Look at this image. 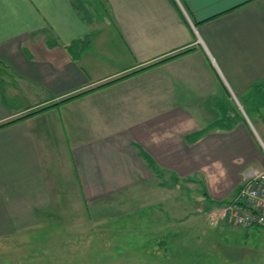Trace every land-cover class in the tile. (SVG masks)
I'll return each instance as SVG.
<instances>
[{
	"label": "crops",
	"instance_id": "0c3cea01",
	"mask_svg": "<svg viewBox=\"0 0 264 264\" xmlns=\"http://www.w3.org/2000/svg\"><path fill=\"white\" fill-rule=\"evenodd\" d=\"M258 83L264 0H0V243L91 229L128 199L158 244L232 199L264 159L215 109Z\"/></svg>",
	"mask_w": 264,
	"mask_h": 264
},
{
	"label": "rangeland",
	"instance_id": "374dc122",
	"mask_svg": "<svg viewBox=\"0 0 264 264\" xmlns=\"http://www.w3.org/2000/svg\"><path fill=\"white\" fill-rule=\"evenodd\" d=\"M101 14V9L93 13L97 17ZM221 99L223 107L215 109L214 117L220 115V122L230 120L236 123V131L241 123H246L252 131L253 148L256 145L264 159V86L238 96L223 91ZM254 170L245 172L240 186ZM202 188L205 185L197 183L189 189L186 186L177 189L181 198L175 208L178 215L174 218L184 217L185 214L181 216L180 212L187 206L190 214L196 210L197 203L192 198ZM188 192L191 198L186 195ZM234 199L213 204L190 219H173L171 233V227L167 232H158L167 235L164 238L158 236V244L154 234L150 233L155 232L152 229L154 222L149 217L142 220L136 213L139 212L138 205L125 199L122 207L116 205L119 207L117 213L113 210L102 220L95 218L91 229L71 231L63 223L54 236L32 235L23 237V240L22 237H13L2 241L0 264H264V226L245 228L228 219H219L214 212ZM166 200L169 203L170 196L165 197ZM165 201L160 204L159 199L158 207L163 208ZM120 207L128 209L122 211ZM143 222L144 230L140 227Z\"/></svg>",
	"mask_w": 264,
	"mask_h": 264
},
{
	"label": "built area",
	"instance_id": "2783aa9c",
	"mask_svg": "<svg viewBox=\"0 0 264 264\" xmlns=\"http://www.w3.org/2000/svg\"><path fill=\"white\" fill-rule=\"evenodd\" d=\"M221 220L249 228L264 226V173L254 170L240 186L235 199L214 211Z\"/></svg>",
	"mask_w": 264,
	"mask_h": 264
},
{
	"label": "trees",
	"instance_id": "16d2710c",
	"mask_svg": "<svg viewBox=\"0 0 264 264\" xmlns=\"http://www.w3.org/2000/svg\"><path fill=\"white\" fill-rule=\"evenodd\" d=\"M164 61V60H163ZM162 62V61H161ZM118 80V79H117ZM112 82H114V81H111V82H108V83H105V84H103V85H101V86H104V85H107V84H109V83H112ZM264 86V83H258V84H254L253 86H252V89L254 90V89H258V88H261V87H263ZM81 94H83V93H79V94H76V95H74V96H72V97H69V98H66V99H63L62 101H60V103L61 102H64V101H67V100H70V99H72V98H75V97H77V96H80ZM56 104H59V102H57V103H55L54 105H56ZM52 106V105H51ZM46 108H48V106L47 107H45V108H43V109H40V110H44V109H46ZM40 110H37V111H35V112H33V113H36V112H39ZM33 113H30V114H33ZM29 114V115H30ZM26 116H28V115H25V116H23V117H26ZM22 117V118H23ZM5 125V124H4ZM1 126H3V125H1ZM222 126L223 127H229L230 126V124L229 123H227V122H222ZM211 202H213V201H211ZM226 201H220V202H217V204H223V203H225Z\"/></svg>",
	"mask_w": 264,
	"mask_h": 264
}]
</instances>
